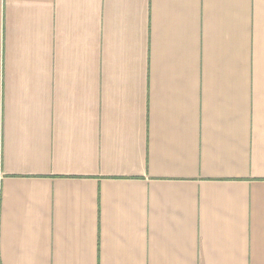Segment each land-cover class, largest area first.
I'll return each mask as SVG.
<instances>
[{
    "label": "crops",
    "instance_id": "obj_1",
    "mask_svg": "<svg viewBox=\"0 0 264 264\" xmlns=\"http://www.w3.org/2000/svg\"><path fill=\"white\" fill-rule=\"evenodd\" d=\"M0 264H264V0H0Z\"/></svg>",
    "mask_w": 264,
    "mask_h": 264
},
{
    "label": "clouds",
    "instance_id": "obj_2",
    "mask_svg": "<svg viewBox=\"0 0 264 264\" xmlns=\"http://www.w3.org/2000/svg\"><path fill=\"white\" fill-rule=\"evenodd\" d=\"M46 7H47V6H46ZM95 7H96V6H94V5H93V6H90L91 11H94V10H95Z\"/></svg>",
    "mask_w": 264,
    "mask_h": 264
}]
</instances>
